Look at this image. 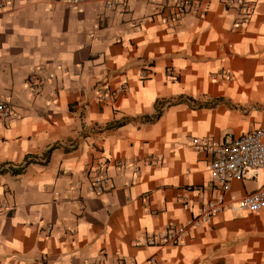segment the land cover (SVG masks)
I'll return each mask as SVG.
<instances>
[{
  "label": "crops",
  "instance_id": "1",
  "mask_svg": "<svg viewBox=\"0 0 264 264\" xmlns=\"http://www.w3.org/2000/svg\"><path fill=\"white\" fill-rule=\"evenodd\" d=\"M68 1L0 0V103L14 108L0 120V264H264V213L225 212L176 245L139 243L222 195L213 154L193 140L264 125V0H249L242 25L234 2L187 0L198 12L173 29L164 0H132L124 15ZM98 166L103 193L87 175ZM263 185L260 171L228 195Z\"/></svg>",
  "mask_w": 264,
  "mask_h": 264
},
{
  "label": "built area",
  "instance_id": "2",
  "mask_svg": "<svg viewBox=\"0 0 264 264\" xmlns=\"http://www.w3.org/2000/svg\"><path fill=\"white\" fill-rule=\"evenodd\" d=\"M77 1H68V3L74 4ZM131 1L102 0V5L108 11L124 15L129 11ZM229 2L240 5L242 16L239 25L247 23L253 12V3L249 0H222L223 4ZM160 7L169 11L167 17L164 18V23L171 29L178 27L182 19L192 11L198 12L195 4L187 0H164L160 2ZM200 15H202V12H200ZM141 77L144 78L145 75L142 74ZM124 88L122 86L120 90L123 91ZM111 96L110 88L105 86L99 96V101L105 102ZM13 109V106L9 103H0V120H10ZM192 146L198 150L207 149L213 154V159L209 164L210 179L223 193L203 204L198 214L190 222L165 228L141 239L139 243L142 246L163 248L179 244L186 239L191 230L202 224H208L212 218L225 212L264 213V185L260 191L245 195L240 199L228 195L232 182L254 179L260 171H264V125L238 136L226 135L219 144L196 139L193 140ZM115 163L118 167H123L125 164L122 160ZM157 163V158H150L145 160L143 165L150 167L157 165ZM133 165L136 167V162H133ZM136 173H138V170H136ZM87 175L91 179L90 189L97 193H103L109 184V177L105 170L100 166L94 169L90 168ZM6 209L5 204L0 201V213ZM49 229L48 227L47 231ZM117 264L125 263L118 262ZM144 264L157 263L153 258H150Z\"/></svg>",
  "mask_w": 264,
  "mask_h": 264
},
{
  "label": "trees",
  "instance_id": "3",
  "mask_svg": "<svg viewBox=\"0 0 264 264\" xmlns=\"http://www.w3.org/2000/svg\"><path fill=\"white\" fill-rule=\"evenodd\" d=\"M20 170L16 171V172H19Z\"/></svg>",
  "mask_w": 264,
  "mask_h": 264
}]
</instances>
